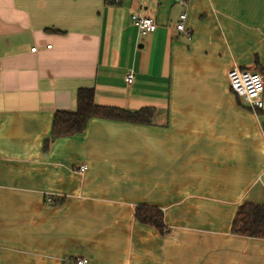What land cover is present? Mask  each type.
Here are the masks:
<instances>
[{
    "label": "crops",
    "instance_id": "1",
    "mask_svg": "<svg viewBox=\"0 0 264 264\" xmlns=\"http://www.w3.org/2000/svg\"><path fill=\"white\" fill-rule=\"evenodd\" d=\"M234 67L264 75V0H0V264H264V238L232 231L264 204V107L230 88ZM82 87L151 123L93 117L46 150ZM138 204L165 237L134 227Z\"/></svg>",
    "mask_w": 264,
    "mask_h": 264
},
{
    "label": "trees",
    "instance_id": "2",
    "mask_svg": "<svg viewBox=\"0 0 264 264\" xmlns=\"http://www.w3.org/2000/svg\"><path fill=\"white\" fill-rule=\"evenodd\" d=\"M106 1L111 4H118L121 0L118 2L115 0ZM152 116L153 110L151 108L131 111L121 107L98 104L95 102L94 88L82 87L77 91L74 110H56L52 138L45 141V149H48L53 137L58 138L84 131L89 120L93 117L147 124L151 123ZM134 227L144 231L146 236L158 239V241L169 232L162 209L150 204H138L136 206ZM232 231L248 237L264 238V204L248 201L242 203L235 214ZM145 244L147 245L149 242Z\"/></svg>",
    "mask_w": 264,
    "mask_h": 264
},
{
    "label": "built area",
    "instance_id": "3",
    "mask_svg": "<svg viewBox=\"0 0 264 264\" xmlns=\"http://www.w3.org/2000/svg\"><path fill=\"white\" fill-rule=\"evenodd\" d=\"M119 0H115L118 2ZM186 2L187 0H179ZM187 12H182L176 24L180 31L188 32L186 27ZM132 23L139 29L141 34H147L157 29V20L152 16L142 15L140 13H133L131 15ZM51 45H48L50 47ZM32 51H36L37 47H32ZM228 79L230 88L244 101L246 105L253 109L264 107V75L260 71L251 69H242L234 67L228 71ZM126 81L132 83L134 81V74L131 72L127 75ZM87 165H82V169H86ZM52 202V198H48ZM89 257L81 256L75 258L74 264H88ZM69 264V263H67Z\"/></svg>",
    "mask_w": 264,
    "mask_h": 264
},
{
    "label": "water",
    "instance_id": "4",
    "mask_svg": "<svg viewBox=\"0 0 264 264\" xmlns=\"http://www.w3.org/2000/svg\"><path fill=\"white\" fill-rule=\"evenodd\" d=\"M263 125H264V123H263ZM55 137H53V139H54Z\"/></svg>",
    "mask_w": 264,
    "mask_h": 264
}]
</instances>
